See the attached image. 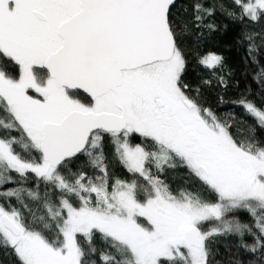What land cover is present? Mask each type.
<instances>
[{"label":"snow or ice","instance_id":"1","mask_svg":"<svg viewBox=\"0 0 264 264\" xmlns=\"http://www.w3.org/2000/svg\"><path fill=\"white\" fill-rule=\"evenodd\" d=\"M175 6L0 0V187L36 180L35 188L0 191V255L12 264H211L216 240L231 235L249 264H264V142L256 135L264 108L246 97L233 102L256 121L235 138L231 123L189 95L177 40L192 28L215 30L206 21L217 10L264 23V0H195L191 21L174 16ZM241 39L256 63L264 32ZM199 63L215 73L223 58L209 53ZM256 78L264 82V68ZM106 138L135 179L112 177ZM179 166L214 199L174 193L161 174ZM237 210L252 223L229 219Z\"/></svg>","mask_w":264,"mask_h":264},{"label":"trees","instance_id":"2","mask_svg":"<svg viewBox=\"0 0 264 264\" xmlns=\"http://www.w3.org/2000/svg\"><path fill=\"white\" fill-rule=\"evenodd\" d=\"M202 3H227V0H201ZM195 0H177L176 6L173 8V15L185 21H191L194 16L193 4ZM206 23H214L215 30L209 31L207 28L196 29L183 37L178 36V44L184 51L187 67L184 73V83L189 85V95L196 98L203 107L210 108L222 120L232 124L230 131L238 140L248 135L250 126L255 125L256 121L251 116L247 115L245 109L234 101H239L246 97L248 100L255 103L258 107L264 108V82L259 81L257 73L261 68H264V50L257 51L255 55L256 63L252 57L248 55V43L242 40V34L245 32L259 34L264 32V23L244 24L238 23L227 17L222 11L217 10L215 16ZM256 44L259 47L261 40L257 37ZM214 53L223 58V67L215 73L210 72L199 63L203 56ZM10 74L15 75L18 69L15 65H9L7 69ZM223 76L227 87L219 83V77ZM210 80V85H205L203 81ZM199 89V92H197ZM16 134V133H14ZM258 139L264 142V130L256 128ZM105 154L109 161V171L113 178L132 180V174L113 159V149L111 144L105 140ZM84 158L76 161L71 165L75 171L82 166ZM155 169H153L154 171ZM84 171L90 175L93 170L88 167ZM14 179L19 181V177L13 173ZM161 178L169 184L171 190L175 193L179 189L186 188L190 191L200 192L205 195V198L214 199L208 196L200 185V182L191 177L188 170L179 166L175 169L167 170L161 174ZM21 186L27 188H35V178L29 179L26 184L9 183L0 187V191L9 188H19ZM43 191V185H41ZM3 198H0L2 200ZM26 202H29L26 198ZM11 203L17 205L15 198H12ZM233 217L239 219L242 223H252L250 215L242 210H237L228 214V218ZM208 225H206L207 227ZM239 237L231 235L227 237H219L213 245V257L211 264H232L234 259H239L242 264H249L250 255L246 254L243 249H238ZM245 240L251 242V236H245ZM0 264H12L9 257L0 255Z\"/></svg>","mask_w":264,"mask_h":264},{"label":"flooded vegetation","instance_id":"3","mask_svg":"<svg viewBox=\"0 0 264 264\" xmlns=\"http://www.w3.org/2000/svg\"><path fill=\"white\" fill-rule=\"evenodd\" d=\"M78 98L81 99L82 102H85V103L89 102V99L85 95H83L82 93L80 94V96Z\"/></svg>","mask_w":264,"mask_h":264},{"label":"water","instance_id":"4","mask_svg":"<svg viewBox=\"0 0 264 264\" xmlns=\"http://www.w3.org/2000/svg\"><path fill=\"white\" fill-rule=\"evenodd\" d=\"M176 2H177V0H176ZM83 95H85L88 99H89V97L87 96V94H84L83 92H81Z\"/></svg>","mask_w":264,"mask_h":264}]
</instances>
